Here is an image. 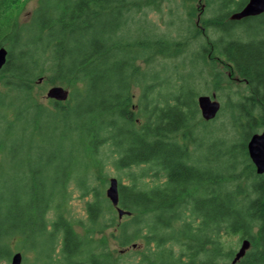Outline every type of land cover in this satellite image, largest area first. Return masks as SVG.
Masks as SVG:
<instances>
[{
	"label": "trees",
	"instance_id": "trees-1",
	"mask_svg": "<svg viewBox=\"0 0 264 264\" xmlns=\"http://www.w3.org/2000/svg\"><path fill=\"white\" fill-rule=\"evenodd\" d=\"M28 1L0 0V47L8 50L0 71V264L15 249L22 264H124L96 239L108 227L122 246L155 243L136 264H233L223 238L236 235L252 245L235 264H264V174L247 147L264 130V13L231 20L248 0H205L196 20L192 0H181L184 11L162 29L149 14L170 0H40L29 22L20 20ZM180 57L174 77L168 62ZM220 59L247 92L207 121L197 102L202 70L215 90L233 81ZM40 79L69 87L67 104L39 103ZM223 114L229 119L217 124ZM202 126L226 128L217 135ZM215 147L219 155L203 154ZM110 160L134 168L129 184L119 178L120 206L131 212L125 222L88 184ZM75 174L82 195H92L86 220L67 210Z\"/></svg>",
	"mask_w": 264,
	"mask_h": 264
},
{
	"label": "rangeland",
	"instance_id": "rangeland-1",
	"mask_svg": "<svg viewBox=\"0 0 264 264\" xmlns=\"http://www.w3.org/2000/svg\"><path fill=\"white\" fill-rule=\"evenodd\" d=\"M39 3H40V0H29L26 3L25 7L23 8L20 20L29 22L33 11L39 6ZM190 3L193 4L197 8L196 9V13H198V17H196V20H197L202 15L201 11H203L206 8L207 2L205 0H192V1H190ZM181 7H182L181 0H170L164 4L161 11L150 12V14H149V19L151 20L150 22L154 23V25H161L162 29H165L167 24H169L172 20L171 18H172V12L173 11H176L178 9L184 11V9H182L183 7L182 8ZM197 46H198V44H197ZM181 59L182 58L180 57V58L172 59V61L168 62L170 65V69H169L170 74H173L174 71L176 70L175 64L179 63L180 67L183 68L182 63H180V62H182ZM139 63H141V65L143 67H146V64L143 61H140ZM217 64H218L219 69L221 68L224 71H226V74L227 73L232 74L233 81L231 82V84L228 85V83L224 82L222 84V89L219 88V90H215L214 89L215 84H213L211 82L212 78L211 77L208 78L207 69H204V70H202L201 78L199 80L200 82H199V86H198V91L200 92L199 95L216 94L217 99L222 103V107H223V106H227V103H229V99L234 100L237 98L236 93H238V92L246 93L247 89H246L245 83L239 79L237 80L238 77L236 75H234L233 73H231V69L227 68V66L224 63H221V59L217 61ZM191 72H192V74H194L195 77H197V80H198V78H199L198 69L193 68ZM173 76L177 77V74H173ZM203 76H206V78L209 79L208 83L203 81V79H204ZM53 86H63L64 88L68 89L71 92V89L69 87L62 85L57 81H51L49 79H47V80L44 79L42 81L38 80L34 83V90H33L34 97L37 99V101L39 103L43 104L44 106L48 107L49 109L56 107V101L57 100L49 98L47 95L49 89L52 88ZM4 91H6V88L3 84V77L0 75V93H2ZM214 91H216V92H214ZM133 92H134V104L136 105L138 103L141 91H140L139 87H135ZM60 102H62V104H67V100L66 101H60ZM8 112H10V115L13 116L15 114L14 107L13 106L10 107ZM225 112H227V110ZM228 119H229L228 116L226 114H223L222 116L219 117V119H218L219 121L217 120L218 121L217 124H220V122L225 124V122H227ZM220 126L213 128V129H207L205 127L203 129V126L200 128H202L203 130H206V131H214L213 133H215L217 135H223L226 126L222 127V128H220ZM228 129H230V128L228 127L227 130ZM261 130L262 129H260L259 131L261 132ZM238 143H239V147L237 149L240 152L242 151L241 154L244 155L245 149L243 147V142L240 141ZM202 151H203V154H205V156L212 157V158L219 155V153H220V149L218 147L206 148V149H203ZM100 153L102 154L103 152L101 151ZM109 162L110 163L106 164V166L103 170V173H97L96 177L94 176L91 179V181L88 182V184H90L94 187L101 188L103 190L105 196H107L106 191L109 187L110 179L112 177H116V178H118V180H119V178H121V182L123 184H129L130 183L129 173L131 172V170L134 169V168L133 169L128 168V169L119 170L115 167V165L111 162V160ZM44 165H47V164L44 163ZM44 165H43V167L39 168V170H43ZM215 166L218 167L219 163L216 162ZM240 168L241 167H239L238 169H240ZM77 177H79V174L78 175L75 174L73 176V178L71 179V181L69 182V185H68V190L71 192V198L68 202L67 210H68L71 218L75 221H78L79 219L86 220V218H87L86 202L92 198V195H87V196L82 195L83 188L80 187L79 178L77 179ZM105 179H106V182H105V184H103V181ZM117 214H118V212H117ZM51 215H52V213H50V216ZM118 217H119V215H118ZM126 218L127 217L125 215L122 218L119 217V221L125 222V220H127ZM77 228L80 232L83 231L82 227L78 226ZM117 232H118V230L115 227H108L104 233L98 234L96 239H105L107 247L111 251H113L114 257L119 258L121 262H124V264H136L137 262H139V260H141V258H143V256L149 254L150 251H152L156 248L154 242L149 243L148 240H146L144 238H141V239L137 240L136 242H132L129 245L122 246L120 244V242L115 238L116 237L115 234ZM146 233L147 232L145 230V234ZM223 239L225 242L226 249L229 250L232 248V249H234L235 253L239 251V249L242 245V242L244 240V239H241V237L237 236V235L236 236H229L227 238L224 237ZM174 250L178 254V253H180L179 251H181V248L174 245ZM16 251H19V250L15 249L14 252H16ZM30 256H31V258L33 257L32 255H30ZM183 259H187V258L184 257ZM231 261L232 260H230V262ZM3 264H11V258L8 261H4Z\"/></svg>",
	"mask_w": 264,
	"mask_h": 264
},
{
	"label": "water",
	"instance_id": "water-1",
	"mask_svg": "<svg viewBox=\"0 0 264 264\" xmlns=\"http://www.w3.org/2000/svg\"><path fill=\"white\" fill-rule=\"evenodd\" d=\"M264 13V0H248L247 4L239 11L234 12L231 16V20H242L252 16H258ZM8 61V50L6 47H0V71L6 65ZM42 79H40L41 81ZM49 98L57 101H66L69 99L70 91L63 86H53L47 93ZM198 107L200 109L202 117L209 121L215 119L222 108V103L217 99L216 94L212 95H200L197 99ZM249 156L256 167L258 174H264V130L257 132L250 138L248 144ZM107 197L116 208L118 215L122 218L124 215L131 214L130 211L123 209L120 206L119 196V180L116 177L110 179L109 187L106 191ZM252 243L249 239H244L238 252L235 253V257L232 261L233 264L238 262L245 256L250 249ZM23 253L16 251L11 256V264H22Z\"/></svg>",
	"mask_w": 264,
	"mask_h": 264
}]
</instances>
